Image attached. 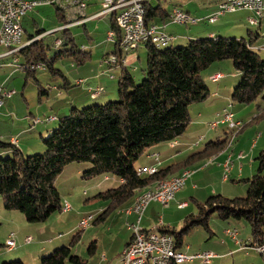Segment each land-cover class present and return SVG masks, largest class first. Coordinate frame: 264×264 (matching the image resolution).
<instances>
[{"label": "trees", "instance_id": "trees-1", "mask_svg": "<svg viewBox=\"0 0 264 264\" xmlns=\"http://www.w3.org/2000/svg\"><path fill=\"white\" fill-rule=\"evenodd\" d=\"M145 6L146 23L163 21L169 16L160 2L154 6L146 1ZM57 14L61 25H66V16L60 7ZM112 14L113 29L116 30L118 41L115 42L116 49L113 53L124 58L131 49L124 50L121 47L119 41L122 35L115 22L117 13ZM45 32V29H39L35 34H29L25 45L18 50L25 57L26 61L22 65L28 74L33 75L35 71H32L31 66H24L25 64L42 63L51 74L59 75L66 81L68 77L55 67L58 59L70 57L74 64L83 65L92 58L90 50L77 48L69 27L63 28L62 36L58 37L62 42L56 44L66 45L68 48L49 56L47 50L51 49V45L44 42ZM249 33V39L200 37L191 39L183 46L158 47L152 40L142 42L147 43L144 79L136 84L130 72L123 68L119 79L118 99L84 108L73 106L68 114L59 118L57 127L43 138L46 146L43 152L25 155L13 142L0 140V150H10L12 153L10 156L0 157V195L5 208L21 210L29 222L47 220L53 213L62 211L63 201L56 180L64 167L73 162L88 161L91 165L83 173L85 178L111 173L122 180L117 187L99 193V196L111 200L109 210L99 216L103 220L107 213L139 194L135 204L137 198L152 184L155 183V186L158 182L170 179L180 169L193 164L199 154H192L154 174H139V167L136 165L150 147L171 142L186 131L191 122L190 106L205 101L211 94L202 71L212 63L231 60L239 71L240 79L232 93L235 103L247 105L258 99L264 101V59L254 48L261 35L250 30ZM124 64L125 61H120L121 67ZM39 91L40 94L49 93V89L42 85ZM257 106L261 109L260 105ZM258 113V119H262L264 109ZM51 120L54 121H49ZM227 140L209 142L207 145H213V151H217ZM256 159L259 161L257 172L250 178L243 179L249 184L246 196L230 198L213 194L206 201L198 203L197 214L186 216V224L180 231L163 227L160 231L174 235L177 246L180 247L184 235L194 227L201 226L212 233L209 218L216 213L224 219L233 217L247 220L252 238L262 240L264 149ZM3 264L25 263L16 260ZM38 264H86V259L73 254L70 244L60 246L49 255L41 257Z\"/></svg>", "mask_w": 264, "mask_h": 264}, {"label": "rangeland", "instance_id": "rangeland-1", "mask_svg": "<svg viewBox=\"0 0 264 264\" xmlns=\"http://www.w3.org/2000/svg\"><path fill=\"white\" fill-rule=\"evenodd\" d=\"M94 2H96V4H91L88 6V9H87L88 14H92L95 11L96 12L100 11L103 8L101 0L91 1V3H94ZM159 2L162 4V6L166 10L171 9L173 6H181L185 10L190 11V13H192L193 15L201 18V21H199L196 24H190V23L189 24H175L174 23L175 25H172V27L182 28V30L184 31L189 28L196 27V26H199V27H201V25L209 26L206 22V20L208 21L206 17L210 16L209 9H210V4L212 2H208L207 0H150V3H152L154 6H156ZM60 5L61 3H58V2L54 4H43V5L36 7L34 10L29 11L24 16L23 27L25 29V33L23 37L22 46L23 44H25L24 42H27V38L29 34H35L37 30L45 29L46 37L44 39V42L46 45L47 44L51 45V49L47 50L49 56H52L58 50L68 48L66 45L57 46L55 44L56 38L62 36V30L64 28V26L61 25V22L59 21L60 19H58L59 17L57 14L58 6ZM219 11H220V6L217 9V12L215 13H218ZM261 21L263 22V25H264V20L262 19ZM88 25L93 30L95 29L96 26L99 25V28H100L99 32L100 31L104 32L105 42L103 43V46H102L103 48L100 49L98 52L95 48L92 49V52H93L92 59H90L87 64H83V65L75 64L74 65L70 57L61 58L55 62V67L61 69L63 73L73 81V83H75L76 80L80 78L81 76L79 75L80 71H82L83 73H85L86 70L90 71V73H93L92 71L94 70L98 71L99 69L98 65L100 66V60H101L100 56H102L103 53H106L108 51L112 52V50L113 51L115 50L114 42L112 43L106 42L107 36L105 34L110 28L109 17L101 18L100 20L96 19ZM246 26L247 27L245 28V30H242L241 33H238L239 37L231 36L230 38H242L243 37V38L249 39L251 37L249 30L254 33H259L261 36L255 42L254 48L255 50L259 52L260 56L264 59V28H263L264 26L260 28L257 25H251L248 23ZM71 29H72L73 36L75 37V44L78 49H82V46L86 44H87L86 46L88 47H91V48L94 47V45L97 42L95 40H98L96 36L92 34L91 36L93 37V40L91 43H89L88 37L86 33L84 32L83 26L73 27ZM189 41L190 40H188L186 43L181 44L177 40H174L173 42H171L170 45L171 46H183V45L188 44ZM142 46L143 47L139 49V54L141 56V59H138V62H137L138 65L140 66V67L137 66L139 70L136 71V70H133V67L127 66L128 71L133 76V79L136 84H139L145 77L143 70H145L146 63H147V59H146L147 47L145 43H143ZM164 46H168V45H163V47ZM7 50L8 49L6 47H4L3 45H0V53H1L0 55V82H4V83L7 82L8 86H11L10 88L13 87L17 91V93L13 97L7 98L3 107H0V140L9 142L11 140V136H16V138H19V135H17L19 128H22V127L27 128L33 125V122H35L36 118H40L43 120L48 115L49 116L50 115L54 116V114L57 115L55 121L52 122L53 123L52 125L54 127H57L59 123V118L64 116L65 114H68L71 111V108L75 105L73 101H75L78 104L79 106L78 108H84V107H87L93 104H103L108 101H115L119 97V79L122 75V69L120 65L112 66L114 67L113 68L114 72L109 73V79L113 82H106L109 85V89L107 86L106 88L102 86H97V88L104 89V91L102 92L104 95L105 94L108 95L110 91H112V89H113V92L115 91L113 95H111V97H109L106 101H103L101 103L98 101L99 102L98 103L95 101L100 100V99H96V100L92 99L91 98L92 95L90 96V93L86 92V89L84 88V84H74L73 86L67 89L64 86V79L59 75L51 74L46 67L37 69L33 75L28 74V71H26L22 65L26 61L24 55L20 51H17L14 54H7L9 52ZM107 66L109 65L107 64ZM76 69H79L78 74L77 72H75ZM232 69H233L232 70L233 74H235V76H237L240 79L239 71H237L234 66H232ZM221 72H223L225 76H227L228 78L232 79V74L227 73L225 69H223ZM112 76H114V78H112ZM37 79L41 82L40 85L49 89V94L47 95L40 94V91H39L40 85L38 84ZM95 88L93 89L95 90ZM86 99H87V102H86ZM88 99H91L92 103H89ZM235 104L240 105L241 107L247 108L245 111L240 113V115H244V116L248 114V110H254V112L258 113L259 111H262V109H264V101L262 99H258L257 102H253L247 105L239 104V103H235ZM257 105H260L261 109ZM258 116L256 114L254 118L250 120L249 122L250 124L247 123L248 125L246 126L244 131L243 129L246 125L245 122L242 125H237V128L234 129V133H231L232 135L230 134V136L228 137L227 143H226V146L231 147L232 145H234L233 143L236 144L239 141H241L242 143L245 142V144L247 145L246 148L244 149V150H247L246 157L245 159L241 160L242 162L241 164H243L245 168H247L250 162L252 161V157H251L252 150H253L251 147L252 143L258 141L257 144L259 147L255 150L256 158L259 155L261 149L264 148L263 147L264 145V117L262 119L260 118L258 119ZM48 123L50 122H46L44 120L42 122H39V125H44ZM251 128H254V131L252 132L253 137L252 135L251 137H247L246 135L250 131ZM229 130L230 132L233 131L230 128ZM26 135L27 134L23 135L20 140L25 139L27 137ZM48 135L49 134H47L45 137H47ZM37 137L39 139V145H40V141L43 142V139L40 137V135H38ZM11 142L16 144V141L14 142V140ZM45 148L46 146L43 142V149L41 150L37 149L35 151H31L30 153H26L25 155L41 153L45 150ZM10 155H12L11 152L10 154H8V153H5L4 149L0 150V157H7ZM143 156H145V154L142 155V157ZM86 163H89V162L88 161L73 162V164L72 163L67 164L64 167V170L62 171V173L58 176L56 180V186L60 192V195L63 201L62 211H57L53 213L47 220L43 222H29L24 216V214L21 212V210L5 208L3 197L0 195V211H1L0 212V264H3V262L16 261V260H21L25 264H38L40 262V259L38 262H34V259L32 260L28 259V256H29V253L32 251V250H29V248H33V247L36 248L40 241V238L42 237L40 235L42 234V232H40L41 230L39 229L40 227L39 225H46V223H49V225L50 224L55 225L56 230L58 228H61V230H65L63 229V227L66 228V230H68L71 225L73 226L77 221H79L83 217H84L83 221L87 219L88 216H90L89 214H92V219L94 218V215L98 219L101 209H103L104 211L109 210V207L111 205V202H110L111 200L103 198L102 196H99V193L106 191L110 188L117 187L119 185L118 180H117L118 178L117 176L111 173L101 174L98 176H93L91 178H85L83 176V173L85 170H87V168L84 169L81 174H77L78 166L85 165ZM201 164L202 163L195 164L190 167L191 170L198 169L199 171L198 174L196 175L198 178H196V181H195L198 186H201L202 184L201 179H204V177H208V175H210L211 179L209 178L206 181L211 184V188H217L218 190H220V188H225L228 195H224V196L230 197V198L246 196L249 184L245 180H242L241 182H239L238 183L239 186H235L234 184H232L233 181L230 179L226 182L227 185L222 187L221 185L222 183H224L222 179L226 175L229 176V172H228L229 170L226 171L225 169L220 168L221 170H216L215 174H209L211 169L216 167L215 162L213 161L211 163V161L205 160L202 166L203 167L207 165L209 166L206 167V169L203 171L200 168ZM258 167H259V161L255 159V169H256L255 172H257ZM106 176L109 177L108 180L106 179ZM173 176H170V177H173ZM247 176L248 175L245 174L242 179H248L252 176V174L249 175L248 177ZM218 177L220 179H218ZM112 183H114V185H111ZM185 186L180 190V192H184V191L186 192L187 189L190 187L189 185H187L185 188ZM190 191H192L191 188H190ZM205 199H202V201H199V202H204ZM175 200H176V197H175ZM65 201L71 202L72 208L70 210H67V211L64 210ZM156 202L157 201H153V203H156ZM197 202L190 200L191 206L184 210H180V209L174 210V208H178V205H177L179 204L178 201H177V204L174 202L172 206L173 208L171 210L167 208H163L159 204H151L149 206V209L153 211H155L156 209L158 210L160 209L161 215L168 214L170 218V223L173 224L171 225L173 229L180 231L186 224L185 217L187 216V214H192V213L197 214L199 212V207H198ZM125 208L126 206L122 207L121 205L120 208L118 209L115 208L109 213H107L106 214L107 216L105 215L106 220L110 216L113 215V217L110 218L111 220L107 221V223L100 222L99 224L97 223L98 222L97 220L93 223L91 222L92 219L88 222L87 226H83L81 223V227L83 229L87 228L88 226L89 228L85 231H82V229L79 230V233L81 232L80 234L82 236L79 237V242L78 243L75 242V245L72 246L73 254L77 251L80 254H82L81 249L83 250L87 249V246L90 243L88 238L91 237L92 235L100 238V241L102 242L101 244L99 243L100 245L99 249L94 255L93 259L87 264H94L95 261H98V258H100V255L103 253V248H104L103 243L104 242L109 244L110 247L113 248V250L119 248V246L123 242L125 233L127 231V228L124 225L125 224V221H124L125 220V214H124ZM179 208H182V207H179ZM56 217H59V218L56 219ZM60 217L66 218L65 219V221L67 220L65 222L66 224L65 223L62 224L61 221H58ZM146 217H148V212H146L145 214V211H144V218ZM209 222H210V226L213 231L212 232L213 234L205 230L203 227L198 226V227H194L190 229L189 232L184 235V241L185 243L187 242V245H189L192 248V250H195L196 252L212 251L216 253L217 255H219V258H214L211 264H217V262L220 261L221 257H223L222 255L225 256L226 254L224 251H222L224 245L221 244L223 240L224 241L230 240L229 236L225 234L226 228L228 227L237 228L238 232L240 231L239 238L246 239V237H243L241 235V233L245 234L244 230L246 228L249 230L247 236L251 235V227L248 221L245 219H236L233 217L224 219V218L219 217L216 213H213L209 218ZM118 223L120 227H118ZM68 225H69V228H68ZM12 232L15 233V239L17 241V245L13 250H10L6 246V239L7 237H10V234ZM28 234H31L35 238L33 244L31 245L30 243L25 244V243L20 242V239L23 238L22 240H24V238ZM72 236H74V234H72ZM28 237H31V236H28ZM113 240L114 242H112ZM25 241H26V238H25ZM187 245H184L183 248L186 249ZM47 255H43V256H47ZM87 256L88 257H83V258L85 259L92 258L90 257V255H87Z\"/></svg>", "mask_w": 264, "mask_h": 264}, {"label": "crops", "instance_id": "crops-1", "mask_svg": "<svg viewBox=\"0 0 264 264\" xmlns=\"http://www.w3.org/2000/svg\"><path fill=\"white\" fill-rule=\"evenodd\" d=\"M86 1H87L88 5H87V8L85 9L84 16L80 15L78 12L75 13L73 8H70V5H71L70 0H60L58 3H61V5L58 7L61 8V12H63L64 15L66 16L67 27H69L71 29L73 27L83 26L84 32L86 33V35L88 37L89 43H91L93 40V37L91 36L92 34L98 38V40H95L97 42L94 45V47H92V48L88 47V46H86L87 45L86 44V45L82 46V49L90 50L92 52V49L95 48L98 52L100 49L103 48L102 46H103V43L105 42L104 32L103 31L99 32V30H100L99 25L96 26L95 29L93 30L92 28H90V26L88 24L92 23L96 19L100 20L101 18L109 17L110 28L108 29V31L105 34L106 36H108V33L111 30H115V29H113V14H112L113 12H109L105 15L93 17L94 14L98 13L99 11H97V12L95 11L92 14H88L87 9H88L89 5L96 4V2L91 3V1H93V0H86ZM207 1L212 2L210 4V9H209V15H212L213 13L217 12V9L219 8V6H221L220 4L222 2H224L225 0H207ZM175 7H181V6H173L171 9L167 10L168 13H170L171 10L174 9ZM181 9H183L186 12H190V11L185 10L182 7H181ZM252 15H253V13L249 10L239 9L236 11H231V12L224 13L223 15H220L217 18V20H215L214 22H210V21L208 22L206 20V22L209 26L201 25V27L196 26V27L184 30V31L182 30V28L172 27V25H175V24L171 23L169 21V16L167 19H165L163 21H153V22L162 25L167 32H169L170 34H172L176 37V38H173V40L171 42H173L174 40H177L179 43L183 44V43H186L188 40L200 38V37H213V38H216L218 36H225V37L236 36L237 37L239 35L238 33H241L242 30H245V28L247 27L246 26L247 23L251 24V25H254V24L257 25L260 23V25H257V26L262 28L264 25H263V22L260 20H262V19L264 20V17L262 16L261 19L256 17V22L250 23L249 17ZM163 27H162V29H163ZM71 31H72V29H71ZM45 34H46V32L44 33V35ZM106 42L112 43L113 41L108 40L106 37ZM142 44L143 43H139V46L137 48H135V49L132 48L128 52L125 51L126 52V54L124 55L125 64H124V67H121L122 70H123V68H126L128 70L127 66L133 67V70H136V71L139 70L138 67H140V66L138 65L137 62H138V59H141V56L139 54V49L141 47H143ZM145 44L147 47V43H145ZM114 45H115V42H114ZM115 49H116V46H115ZM110 53H113V50H112V52L108 51L106 53H103L102 56H100L101 60H100V66L98 65V67H99L98 71L94 70V71H92L93 73H90V71L86 70V72L83 73L82 71L79 72V69H76L75 72H77V74H78V72L80 73L79 74V75H81L80 78L78 80H76L75 83H73V81L70 78H68L66 81L64 80L65 88L68 89L71 86H73L74 84H84V88L86 89V92L90 93V96H91L92 91L94 90L93 88H95V87L97 88V86H102L105 88L107 86L109 89V85L106 82H113L109 79V73L114 72L113 71L114 67L107 66V64L103 62V59L107 55H109ZM146 53H147V51H146ZM146 59H147V57H146ZM87 63H85V64H87ZM232 64H233V62L231 63V61H229V60L217 61L202 71V76H203L204 80L206 81V83L208 84V87L210 89L211 94L205 101L194 103L190 106L189 109H190V115H191V122H190L188 128L186 129V131L181 136H179L177 139H175L171 142H163V143L156 144V145L150 147L146 151L145 156L141 157L136 163L137 167H139V168L143 167V166H155L158 168V170H162V169L167 168L170 165H173L175 163H178L180 161L185 160L188 156H190L192 154H199L196 156L197 158L193 162V164H191L187 168L180 169L179 171H177L174 174V176H176V175L182 174L184 171H188L189 175H192V174L193 175L192 176L188 175L189 177L186 181V186L189 185L190 187L187 189V191L186 192L185 191L184 192H180V191L177 192V194L175 196L176 200L174 199L171 202L170 207H166L167 209L171 210L173 208L172 206H173L174 202L177 204V201H178V203H183V202L186 203V206L179 208L180 206H179V204H177L178 208H174V210H179V209L184 210V209H187L191 206L190 200H193L195 202L198 201L197 203H200L199 201H202V199H205V198H206L205 199V201H206L207 198L213 194L228 195L225 188H220V190H218L217 188H211V184L206 181L209 178L211 179L210 175H208V177H204V179H201L202 184H201V186H198L195 181H196V178H198L196 175L198 174L199 171H198V169L197 170H191L190 169V167L195 165V164H199V163L203 164V162L205 160L211 161V163L214 161L216 167L212 168L209 174H215L216 170H221L220 168L228 171L226 169V164L228 163V158H231L232 164H230V169L228 171L229 176L226 175L222 179L224 181V183H222V185H221L222 187L227 185L226 182L230 179L233 181L232 184H234L235 186H239L238 183L243 180L242 178L245 174H247L249 176L251 174L254 175L256 173L255 172L256 171V169H255V159H256L255 150L259 147L257 144L258 141L253 142L251 145V147L253 149L252 150V156H251L252 161L250 162V164L247 168H245V166L243 164H241L242 163L241 160L245 159L246 152H247V150H244L247 146L245 144V142L242 143L241 141H239L236 144L233 143L234 144V145H232L233 147L232 146L228 147V146H226V143H224V145H222V147L217 151L216 150L213 151V148H214L213 145H211V146L207 145L209 142H214V143L222 142L224 140H227L228 137L230 136L231 133H230V130L226 124L219 125L217 127V129H211L209 126V123L211 121H214V120H217L220 118V116L223 114V110H225V108L229 107V105L232 106L230 109L235 113V117L239 120H243L246 123L243 131L245 130L246 126L248 124H250L249 123L250 120H252L256 114H259V113L254 112V110H248V114L246 116L240 115V113L245 111L247 108L241 107L240 105H236L232 100L233 89L239 80V78L237 76H235V74H233L232 66H234V65H232ZM223 69H225L227 71V73L232 74V79L228 78L227 76H225V74L223 72H221ZM143 73H145V70H143ZM215 73H222V77L213 78V75ZM112 78H114V76H112ZM37 82H38V84H41V82L39 80ZM0 85H5L6 87H9V88L11 87V86H8L7 82L6 83L0 82ZM103 91H104V89H103ZM114 92L112 89V91H110V93L108 95H106V94L104 95L103 93H101L96 98H94L92 96H91V98L94 100L100 99V100H97L95 102L99 101L101 103L103 101H106L109 97H111V95H113ZM73 102L75 103L74 106L79 107L75 101H73ZM86 102H87V99H86ZM88 102L92 103L91 99H88ZM54 116L57 117L56 114H54ZM54 121H55V119H54ZM54 121L51 120V121H49L50 123L44 124V125H39V123L33 122V125H31L27 128H23V127L19 128L18 132H17V135H19V138H16V136H11L10 141H13L15 139L16 145L22 150V152L24 154L30 153L31 151H35L37 149L41 150V149H43V142L40 141V145H39V139L37 136L40 135V137L43 139L47 134H50L54 128V126L52 125L53 124L52 122H54ZM253 131H254V128H251L246 136L251 137V135H252V137H253V133H252ZM25 134H27L26 135L27 137L25 139L20 140L21 137ZM263 147H264V145H263ZM262 149H264V148H262ZM10 152H11L10 150H5V153L10 154ZM202 164L200 166L202 171L205 170L206 167L209 166V165H207V166L203 167ZM90 165H91L90 163H86L85 165H82V166L79 165L77 168V174H81L83 172V170L88 168ZM106 179L108 180L109 177L106 176ZM218 179H220V178L218 177ZM117 180H118V184H120V182L122 181L119 178ZM154 184H152V185L154 186ZM111 185H114V183H112ZM186 186H185V188H186ZM190 188L192 189V191H190ZM136 197L137 196H135L128 203H125L124 205H122V207L126 206V208L124 210V214H125V220H124L125 224L124 225L127 228L123 242L121 243L119 248H117L115 250H113V248H111L109 244L104 242L103 243L104 244L103 253L100 255V258H98V261H95L94 264H121L122 250L125 247V245L131 240V237H132V231L128 228L127 223L128 222H134L137 218V215L134 212L128 214L127 210L133 206ZM151 204L161 205L160 203H157V202L153 203V201H152L148 205V207L145 211V214H146V212H148V217L144 218V215H143V218L141 220V225L144 228L148 229V228H151L154 225L158 224L159 220L161 219L163 221V225H162L163 228L169 229V230L173 229V227L171 226L173 224L170 223V218H169L168 214L161 215L160 209L159 210L156 209L155 211L149 209V206ZM120 207L121 206H119L118 208H120ZM103 211L104 210L101 209L100 215L102 214ZM121 212H123V211H121ZM192 214H195V213H192ZM89 215H92V214H89ZM188 215L189 214H187V216ZM106 216H105V218H106ZM112 217H113V215L110 216L107 220L103 219L104 220L103 221L102 219H99V218L97 219L96 216L94 215V218L92 219L91 222L94 223L97 220L98 221L97 223H99V224H100V222L101 223H104V222L107 223V221L111 220L110 218H112ZM57 218H59V217H56V219ZM65 219H66L65 217H60V219L58 221H61L62 224H64L67 221V220L65 221ZM83 219H84V217L82 219H80L79 221H77L73 226L71 225L70 228L68 225V228H69L68 230H66V228H64V227H63V229H65V230H61V228H58L56 230V226L53 224L49 225V223H46V225H39L40 226L39 229L41 230V231L40 230L39 231L42 232V234H40L42 237L40 238V241H39L36 248L35 247L29 248V250H32V251L29 253L28 259H31V260L34 259V262H38L39 259L43 255L50 254L53 250H55L56 248H58L62 245L72 244V246H73V245H75V242L78 243L79 237L82 236L80 234L81 232L79 233V230L82 229V231H85L89 228V226L85 229H83L81 227V222L83 221ZM66 227H67V225H66ZM118 227H120L119 223H118ZM244 227H246V226H244ZM228 228H231V227H228ZM244 231H245V234L241 233V235L243 237H246V239L239 238L240 231L238 234V238L243 240L244 242H246L248 239H250L252 237V235L247 236V234L249 232V230L247 228ZM72 234H74V236H72ZM28 236L32 237V241L30 242V245H31V244H33L35 238L31 234H28L25 238H27ZM8 238L9 237H7V239ZM25 238H24V240H22L23 238L20 239V242L26 244ZM229 239H230L229 241L223 240L221 243L222 245H224L222 251H224L226 254H225V256L222 255L223 257H221L220 261H218L217 264H264V257L262 255H260L259 253H257L253 248L240 245L236 239L231 238L230 236H229ZM88 240L90 241V243L87 246V249H85V250L81 249L82 254H80L78 251L74 253V254L79 255L81 257H88L87 255H90V257H92V258L86 259V264L89 263L93 259L94 255L96 254V252L99 249V246H100L99 243L101 244V242H102V241H100V238L93 236V235L91 237H89ZM112 242H114V240ZM184 243H185V241L183 240V244L179 248L180 250H182L185 253H189V254H192L194 252L196 253L195 250H192V248L189 245H187V242L185 244ZM16 245H17V241H16ZM184 245H187L186 249L183 248ZM214 258H219V255H217ZM179 264H207V263H204L199 259H195L193 261L187 260V261L181 262Z\"/></svg>", "mask_w": 264, "mask_h": 264}, {"label": "built area", "instance_id": "built-area-1", "mask_svg": "<svg viewBox=\"0 0 264 264\" xmlns=\"http://www.w3.org/2000/svg\"><path fill=\"white\" fill-rule=\"evenodd\" d=\"M60 0H0V45L9 49L19 48L20 44L23 42L22 28L23 18L29 12L34 10L36 7L43 4L57 3ZM150 0H101L103 8L98 13L94 14L93 17L101 16L107 14V11L112 9V7H119V15L116 16L115 22L118 29L121 32V40L119 43H125L126 45H133L134 49L139 46L142 36L145 35H155L160 36L161 40L165 38H176L174 35L167 32L164 27L158 23L150 22L146 23V6L145 2ZM70 8H73L74 12H85L87 8L86 0H70ZM239 9H246L253 13L249 17L250 23H255L258 14L264 13V0H229L228 5H224L222 13H213L209 17H206L208 21L214 22L220 15L226 12L236 11ZM133 10H140V17L135 18V26L133 27H121V20L125 17H133ZM169 21L175 24H196L201 21V18L193 15L190 12H182V9H172L169 13ZM67 27V25H63ZM155 27H163V34H155ZM41 36V35H38ZM107 39L118 43L116 31L111 30L108 33ZM62 42L60 38L55 40V44ZM120 61H125V58H120L116 53H113L108 59H103V62L109 66L120 65ZM24 66H31L32 71H36L39 68L44 67L42 63H31L25 64ZM222 77V73H215L213 78ZM17 91L14 88L6 87L5 85H0V107H2L7 98L15 95ZM92 97L97 96L91 93ZM229 107L223 110V114L219 119L211 121L209 126L211 129H217L221 124H226L228 128L234 133V125H242L243 120H239L235 117V113ZM50 119H56V116L48 115L45 119L36 118L35 122L39 123L42 121H49ZM16 140L14 139V142ZM230 164H232L231 158H228V163L226 164V169H230ZM155 166H143L142 172L146 174L147 172H152L157 170ZM190 176V175H189ZM187 176L184 180H180L175 185H170L169 187H161L155 194H149L146 199L138 203L136 208L129 209L128 214L135 213L137 218L134 222H128L127 226L132 231L131 240L125 245L122 250L121 264H145L147 260H154L156 264H165V251H173V258H182L193 261L199 259L204 263H211L213 258L217 255L212 251H201L196 253H185L180 250L177 246V241L174 235L171 233H164L160 231L163 227V221L160 219L158 224L151 228H144L141 225V220L144 213H138V206H145V211L148 205L152 201H157L162 207H169L171 202L175 199L177 192H179L186 184L188 179ZM180 207H185L186 203H179ZM72 208L71 203L65 201L64 210H70ZM92 219V215L88 216V221H82L83 226H87L88 222ZM225 233L237 240L240 245L245 247H251L256 252L264 257V238L260 241L254 240L252 237L246 242L238 238L237 228H227ZM32 241L31 237L26 238V243ZM6 246L13 250L16 247L15 233L12 232L10 237L6 240Z\"/></svg>", "mask_w": 264, "mask_h": 264}, {"label": "bare ground", "instance_id": "bare-ground-1", "mask_svg": "<svg viewBox=\"0 0 264 264\" xmlns=\"http://www.w3.org/2000/svg\"><path fill=\"white\" fill-rule=\"evenodd\" d=\"M228 3H229V0H226L224 3H222L220 6V11L218 13H222L224 5H228ZM174 9H181V8L176 7ZM109 12H116L119 15V7H112V9L107 11V13H109ZM182 12H186V11H184L182 9ZM78 13L82 16H84V14H85V12H78ZM263 15H264V13L258 14L257 16H258V18L261 19V17ZM134 17H140V10H133V17L122 18L121 27H133V26H135V18ZM255 22H256V20H255ZM24 33H25V30H24V28H22V35H24ZM155 34H163L162 27H155ZM150 40H152L153 43H155L158 47H163V45H169L171 43V41L173 40V38H165V39L161 40L160 36L145 35V36H142L140 43L145 42V41H150ZM59 43L60 42H58V44ZM24 45L25 44H23V46ZM120 45L124 50H129V49H132L134 47L133 45H126L125 43H120ZM23 46H22V42H21L20 48ZM18 50H19V48H12L9 50V52L7 54H13V53L17 52ZM111 56H109V57H111ZM92 92L94 93L95 96H99L103 92V89L102 88H96ZM234 127H237V125H234ZM157 171H158V169L155 171H152V172H147V173L154 174ZM138 173L144 174L142 172V167L138 168ZM188 175H189V172L185 171L181 175H176V176L171 177L170 179L158 182L152 189L147 190L144 193H142L141 196L137 198L136 203L132 207H130V209L136 208L138 203H140L141 201L146 199L147 195L155 194V192L158 189H161V187H169L170 185H175L180 180H184V178H186ZM128 211H129V209L127 210V213H128ZM144 211H145V206H138V213H144ZM84 221H88V218L85 219ZM187 260L188 259L173 258V251H165V264H179V263L187 261ZM145 264H156V262L154 260H147V261H145Z\"/></svg>", "mask_w": 264, "mask_h": 264}]
</instances>
